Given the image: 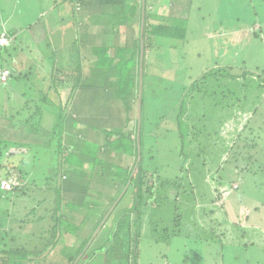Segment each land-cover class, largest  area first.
Instances as JSON below:
<instances>
[{"label": "rangeland", "instance_id": "obj_1", "mask_svg": "<svg viewBox=\"0 0 264 264\" xmlns=\"http://www.w3.org/2000/svg\"><path fill=\"white\" fill-rule=\"evenodd\" d=\"M63 1L64 0H58L59 3ZM162 2H164V0ZM53 3V0H0V28H7L9 31L16 33L17 29L19 30L22 28L24 30L26 27L31 26L28 32H32L38 38V40L33 43L39 47L36 51L33 50V53L37 55V62L32 66L33 68L38 67L39 76L44 75V72H49L47 77L44 76L39 78V85L42 89L40 93L45 96L47 95L45 101L47 105L45 107L42 106V109H44V124L49 132L45 131L43 134H50L57 140H49V138L41 134L42 132L35 134L36 131L32 132L21 129V134L17 133L16 135H11L9 137L11 140H7L6 142L10 149L13 148L15 150V154L13 153L14 155H11L10 150L7 153L4 152L3 156L0 155V161L5 158L7 160L6 164L8 162H14L19 165L23 160L22 163L25 164L21 163L20 166L22 165L21 167L24 169V175L27 174V177L23 180V185L25 183L30 185V182H34L35 184H33L38 186L37 189H42L37 192L29 191V195L36 197L39 196V194H43L46 198L39 206L36 205V214H30V205H27L25 198H21L22 200L19 201L16 200L19 203L15 202L16 205L14 206L11 203L13 200L12 197H8L7 200L2 196L0 197V214L15 218V222L23 218L28 221L30 220L28 222V229H31L34 224L37 225L39 218L46 213L50 205L54 204L55 194L52 189L56 185V182H60V186L64 184V186L60 188V201L63 203L66 202L69 219L78 224L84 218L85 211L87 213L90 209L89 204H86L89 203V199L92 197L101 199L103 197V195L96 192L103 190V192H107V194L109 193L110 195L113 193V185L116 183L114 181H112L113 183L108 181L107 179H110L108 175L112 176L117 183H122L118 177H115V167H118V170H122L125 167L131 166L134 159L133 150L125 147H127L129 141V137H127L128 131L126 130L128 125L131 124L129 115H132L134 118L136 114L137 119V111H135L137 110L135 107L136 88L132 89L130 87V92H128L123 83L126 77L132 80L134 73V77L136 76V55H131L130 61L122 65H117L115 63L117 60L115 56L116 46L113 45L115 42L113 39L115 35L114 32H106L103 38L98 29L101 26L98 24L99 20L93 21L96 14L87 13L84 6H82L80 11L88 14L87 25L89 27V42H86L87 40L85 41V27L82 24V19L87 17L82 13L80 14L81 16L78 15V17H76V24L73 22L65 26L53 23L50 24L48 19L49 14L44 15V13L57 10V6ZM211 7L216 9V3ZM66 8L70 9L69 6H66ZM60 11L62 10L60 9ZM66 11L69 12L70 10ZM92 12H96V10ZM185 14L186 11L184 10L183 15ZM205 16L208 17L205 21H200L199 16L195 15L190 16L188 19V26L192 31L190 35L194 37L197 35L200 37V40H198L201 47L197 48L192 42L185 45L183 47L184 49L182 48L179 51L186 52V57L184 59L178 58L175 55L176 61L172 60L170 54L171 51L175 50L167 49V47L171 48L170 45L172 44V40L170 39L167 40V45L163 42L167 47L150 50L146 49L145 52V77L142 82L143 106L141 108L143 132L141 133L142 136L140 140L143 166L147 168L148 172H152L157 166L159 168L158 174L160 181H165L166 177L171 179L173 177L183 176V174L187 175L180 167L188 166V168H190L189 176L194 180L196 186L193 191L194 194H191L188 190L187 183H185L181 189L160 185L157 189V201L152 199L148 201L149 205L148 208L145 209L146 213L142 214L143 223L135 229L139 232L136 264H214L218 258V255L216 256L213 252L217 249V244L214 243L209 245L206 244L207 241L200 242L198 239L199 237L201 239L205 237L212 239V235H216V239L218 240L219 238H224L222 235L225 236L227 233L224 229L226 222L223 223V220H220L217 223L219 217H223V208L229 215L230 212L233 211H237L236 214H238V211H241L240 208H242L238 205L242 203L243 207L249 208L250 215L255 217V222H259V213L264 211V92L261 95L263 96V101L261 103H259V101L255 102L258 100L257 95L251 96L248 88V93L245 95V89L240 83L235 81H231L230 83L225 82V84L222 85L225 91L228 90L230 85H236V92L235 95L230 93H225L226 95H217L221 100L220 106H223V109H205L204 111H200V109L195 107L192 114L194 121L190 120L189 122L179 124V126L181 125L182 127L204 128L208 126L209 128H214L216 125H220L223 122L222 120L226 112H231L227 109V106L232 104L231 110H234V112L231 113L230 116L228 113L227 116L229 117H227V120L221 125L220 139L218 140L220 144H216L215 140H207L208 138L206 139L205 134H198L197 132L194 140H180L176 130L177 123L175 120H170L174 115L172 109H174L177 101L175 97L178 96L176 91L177 89L179 90V83H181L188 74V69H186L187 65L189 67L191 65L194 66L195 68L192 71L196 73L198 70L197 66L204 67L203 69L214 66L222 67L221 61L223 60L224 63H230L229 65L234 66L233 73H242L239 68L241 64L235 62V54L231 48L233 44L237 43V39H243L240 37L242 34L237 32L242 23L236 21V19H242V17L237 16L233 18L231 15L226 14L216 18V16H211L210 11L209 14H205ZM245 16V19L250 20V23L257 19L251 11H247ZM215 18L216 21L225 20L227 22L226 26L231 27L232 31L229 32V36L221 37L219 42L224 48H219L216 52L217 54L212 58L210 53L213 47L212 49H210V45L206 47L207 39H202V33L210 30L213 19L215 20ZM44 25H47L46 31L53 45L58 46L54 40L55 35L66 36L67 40L63 43L62 47L60 46L61 49H55L47 44L44 31H42ZM101 28L105 29L106 26H101ZM120 29H123V27L120 26L119 30ZM52 31L55 33L51 37ZM28 32H22L24 40H31V35ZM131 32L132 30H126V32L121 34L120 39L122 43L128 38L131 39ZM235 32L237 34H235ZM230 38L231 42H229ZM247 39L244 40L243 43L245 46L241 49L243 54H239L238 56L239 58L244 57L245 59L248 55L247 59H245L246 68H244V72L246 71L248 72L247 74L250 75L249 71L264 68V48L258 46L259 40H254L253 37H248ZM17 42L20 43L18 33L14 35L13 44ZM31 43L32 42H29V44ZM174 44H176V42H174ZM102 45L105 47H100ZM157 46H159V43ZM118 47L119 49H123L124 45ZM136 47L137 46H135V48ZM5 50L0 51V65L14 64L15 62L11 63V58L9 57L4 60L6 55H4L3 52ZM43 50H48V52L45 53L46 60L41 54ZM129 51L130 49L124 51L123 58L128 55ZM122 53L123 50L121 51V55ZM160 53L163 58L160 57ZM197 53L199 54L197 55ZM15 60L14 58V61ZM55 61H58V63H56L55 66H51L52 62ZM178 61L185 63L183 69L179 67L180 65L175 67V62ZM214 61H217V64L214 65ZM235 65L239 66L237 67ZM132 68H134L133 71ZM138 68H140V60ZM57 70L61 71L62 75H60L59 78L63 79L59 87H56L58 83L55 82L59 79L55 78L59 75ZM64 70L69 71L64 73ZM76 73L78 75L81 73L82 79L78 76L79 84L78 81L75 84ZM110 75H115L117 78L118 76L121 77L119 87L117 86L113 89L114 85ZM248 75H246V77ZM239 79L243 78L239 76L238 80ZM13 82V79H9L7 83L0 85V101L6 102V105H3V108L5 107L3 113L8 119L7 126L9 124L11 127L15 122H13V120L10 121V112L19 108L23 100L19 94L12 90ZM53 84L55 85L54 87ZM51 85L53 87L52 89H50ZM84 85H86L85 89H83ZM167 85L168 87L165 88ZM72 86H75L76 91L75 89L72 90V88H74ZM92 89H94L93 97L80 96L81 92L82 94L85 93L84 90ZM112 89L117 91V95H115V92H112ZM238 97L239 101L237 100ZM129 98L130 100H134L131 104L132 110H130L127 105L129 101H127V99ZM81 99H84L82 107L78 106L76 102ZM196 100L195 102L198 104L199 99ZM216 102L217 99L214 96H211L208 100H204V104L207 105V107L216 104ZM117 103H120L122 108L115 106ZM239 105L245 110L243 108L238 110ZM33 110L34 109L31 111ZM58 111H61V113L58 114ZM201 112L203 113V115H201L203 118L196 121V118L200 116ZM55 113V116H58L55 119L57 124L55 126V131L53 130V134H55L53 136L50 125L52 126L53 124V114ZM74 113H77L78 117L74 116ZM19 115L25 116V114ZM126 116H128V119H126ZM67 122L71 130L70 134L65 137V124ZM132 122L134 124V121ZM72 126H74V128ZM10 131L11 134L16 132L14 128H11ZM5 134H7L6 130L3 132V135ZM37 143L41 146L48 143L52 145L47 153L40 154L43 163L45 161V163H49L48 166L45 164L43 166L44 168H39L40 170L35 168V164V166L27 165L30 159L26 158L24 155L21 156L22 151L14 147L20 144L29 147ZM222 143L227 147L224 148L223 145H221ZM181 145L184 151L191 149L189 154L185 153L184 155L186 158H192L193 162H191L192 159L186 161L185 157L180 155ZM44 150H46V148H42V151ZM220 157H222V160H220ZM108 163H114L116 166L110 167ZM52 166H54L55 171H65L64 176L70 175V180L67 177V182L65 183V180L59 179L60 174H57L55 180L47 182L45 175L50 174L49 169L53 171L51 168ZM7 167L8 165L6 166L0 162V179L4 177V173L6 172L4 168L7 169ZM105 167V173L102 174V169H105ZM218 169V175L228 179L226 181L231 180L239 182L240 187L238 190H234L231 189L232 185H228L227 188L230 190V193L226 198H223L224 196L221 194L219 200H216L217 202H223V208H216V210L213 211V215H208L205 219L204 215L207 214L205 211L208 209V203H212V193L208 186L213 185ZM41 172H45V174L39 176L38 173ZM13 173L14 177L18 178L20 184L21 180L18 177L19 173L15 167ZM89 173L92 174L91 178L85 179V176H88L87 174ZM129 182L130 179L127 180L122 192L119 194L117 199L119 200V197H121V200L117 208H115L108 218L106 225L102 226L101 222L92 234L95 235L98 229L101 228L98 231L96 240L99 244L106 246V250L110 253L107 255L108 257H104V254L102 256H97L93 264H127L128 261H130L128 256L122 257L121 254L123 252L121 249H118L115 244L113 245L114 238L112 237L117 227H121L123 232H127L124 222L121 223L120 220H131L133 216V209L131 210L133 196L131 194L134 189L132 186L128 187ZM105 184H110V187H103ZM218 190L214 192L215 195H218ZM224 191L222 190L221 192ZM79 192L83 193L79 195ZM174 192H180L177 201H173L175 196L173 194ZM42 198L43 197H37V201H41ZM98 200L96 202H98ZM115 202L113 204H115ZM75 203L78 204L75 205ZM73 206L78 207L76 210L70 209V207ZM98 206L100 207L101 205ZM252 206L259 207V213H254L251 208ZM52 207L53 206H51V208ZM110 210L111 208L109 211ZM139 210H142L140 206ZM109 211H107L105 217L108 215ZM176 214L180 217L182 216L178 221L177 227L174 226ZM102 221H104V218ZM31 223L33 224L32 226L30 225ZM7 225L9 226V224ZM80 226L81 224L73 227L79 228ZM107 226L112 227V234H108L109 231H106ZM228 226L233 230L234 227L237 228L232 224H228ZM66 228H68L66 224H63L61 227L63 231H65ZM176 231L178 234L177 236L174 234ZM133 234L134 228L131 226V232L128 233V243L130 246L134 242ZM241 234L245 235V239L250 235L247 231ZM108 235H111L112 242L107 244ZM219 235L221 236L219 237ZM73 236L74 235H70V233L63 236L59 247L55 250H50L46 254L42 264H68L65 253L73 250L72 244L75 240ZM92 237L93 236H91V238ZM16 243L19 242L16 240ZM94 244H96V241ZM1 247L2 245L0 244V248ZM89 249L91 250V248ZM223 249H236L238 251L233 257L227 259L225 264H245L246 262H249V264H258L259 256L263 255L264 257V247L259 246V244H251V241H248L245 246L238 245L236 247L232 245L229 249H227V247H223ZM207 251L212 252L210 256L206 254ZM224 252L226 253V251ZM98 253L102 254V251ZM127 253L128 251H124L123 255L125 256ZM81 254L78 255L76 260ZM116 254L121 258L115 260L117 259L114 257ZM87 258H89L88 253L85 254V261L82 264L89 262ZM262 261L264 262V259H262Z\"/></svg>", "mask_w": 264, "mask_h": 264}, {"label": "trees", "instance_id": "obj_2", "mask_svg": "<svg viewBox=\"0 0 264 264\" xmlns=\"http://www.w3.org/2000/svg\"><path fill=\"white\" fill-rule=\"evenodd\" d=\"M224 1L228 3L230 6L232 13L230 15L233 18H236L237 16H241L242 19H236L237 22H241L242 25L241 27H247L249 29H252L250 24L258 21L259 19V3L263 5L261 7L262 11L260 10V14L264 13V0H180L178 1L179 6H184L187 8V15L186 16H175L173 14L170 15L167 11L162 12L161 11V6L162 3L155 1V0H144V25H143V33H142V39H143V48H144V54H143V62H142V68H143V79L145 77V62H144V56L146 49H159L163 47H167L164 45L166 43L167 45V40L170 39L172 40V44L170 45L171 48L167 49H174L175 51H171L170 56L172 57L173 61L175 60V55L178 58L184 59L186 57V52H179L185 45L188 43H193L194 46L196 45L197 48H200L201 46L199 45L200 42V37L196 35V37L191 36V28L188 26V19L190 16L195 15L199 16L200 21H205L208 19L206 15L209 14V11L211 12L213 8L211 7L213 4L216 3L217 7H222L224 4ZM70 2V1H69ZM257 2V3H255ZM71 5L73 7V12L75 14V18L77 15L81 16L80 14L82 13L85 17L83 18V22L87 23L88 22V14L81 12L80 9L82 6L86 8V12L89 14H96L94 17L93 21L95 22L96 20H99L98 24L99 26H106L105 29H103L105 32L112 31L111 28H113L114 31H119L120 26L124 28H128L129 30H132L130 33L131 39L128 38L125 43H121L120 45H116V58L117 60L115 63L117 65H122L126 63L127 61L131 60V55H136V60H137V65L136 66V78L132 77V80H130L128 77L125 78V81L123 83L124 87L128 92H130V87L133 89L134 87L136 88V108H137V103H138V76H139V60H140V47H141V42H140V21H141V10H142V0H71ZM69 3V4H70ZM208 3V4H207ZM161 4V5H160ZM208 6V8H207ZM237 7H241L242 9L240 12H235ZM246 11H245V10ZM96 10L95 13L92 11ZM161 11V12H160ZM251 11L253 15L257 18L256 20L252 21L250 23V20L245 19L246 18V12ZM205 12V14H204ZM224 15V14H222ZM221 14H217L216 18H219L222 16ZM213 19L212 26L210 30H207L202 33V39H207L208 34L212 30L220 29L221 26H226V21L225 20H217L216 21ZM215 21V22H214ZM42 22V21H41ZM100 29V27L98 28ZM229 29L232 30L231 27ZM0 30H6L4 28H0ZM47 30V25H44L43 31H44V36L45 39H47V44L52 46L55 49H61V47L57 48L55 45H53L51 39H49V35ZM6 32H8L6 30ZM207 32V33H206ZM217 34V32H211V34ZM252 35H248V37H253L255 40H259V34H255V30H252ZM106 35V34H105ZM161 39V40H159ZM199 39V40H198ZM248 40V39H247ZM164 42V43H163ZM176 42V44H174ZM159 43V46H157ZM123 49H119L118 46H123ZM8 46V45H7ZM7 46L0 47V51L5 50ZM135 46H137L135 48ZM259 46V45H258ZM100 47H105L104 45ZM207 47V45H206ZM130 49L128 52V55L124 56V51ZM184 49V48H183ZM233 49V48H232ZM123 50V53L121 55V51ZM239 50V51H238ZM234 50V58L235 62H239L240 69H241V74L233 73V67L232 65H229L227 67L222 66H214L210 68H205L204 67H199L197 66L198 70L196 73H194L192 70L195 68L194 66H188L186 69H188V74L186 75L185 79L181 83H179V90L177 89V94L178 96L175 97L177 99L175 103L174 109H172L173 112V117L170 118V120H175L177 123L176 130L178 132V136L180 140H194L196 137V132L198 134H205V137L207 140H215V143H219L218 141L220 138V130H221V125L225 120H227V117L230 116L231 113L234 112V110H231L232 104L230 106H227V109H229L231 112H226L225 117L223 118V122L220 125H216L214 128H209L208 126L204 128H191V127H181L179 126L180 123H186L189 122L190 120L194 121V118L192 116L194 112V108L197 107L200 109V111L206 110H217V109H223V106H220V98L217 96L219 94H225V93H230L232 95H235V88L236 85L234 86H229L228 90H224L222 88V85L225 84V82H231L235 81L237 83H240L244 89L245 92L244 94L246 95L247 88L248 91L250 90L251 96L252 95H257V99L255 102L261 103L262 97L261 96L264 92V68L263 69H256L255 71H249L250 75H248V72H244V68H246V62L243 58H239V54H243V51L238 49ZM48 50H43L41 54L43 55V58L45 59V53H47ZM138 54V55H137ZM199 53H197L198 55ZM216 51H213L210 53L212 58H214ZM242 56V55H241ZM248 56V55H247ZM247 56L245 59H247ZM160 57L161 53H160ZM163 58V57H162ZM219 59V58H215ZM46 60V59H45ZM58 61L52 62L51 66H55ZM174 63V62H173ZM176 65L175 67H182L184 68V64L182 61L175 62ZM217 64V61H214V65ZM116 65V66H117ZM239 66V65H235ZM3 67V66H0ZM225 67V68H224ZM243 69V71H242ZM134 68H132V71ZM131 71V75H132ZM59 73L58 77L59 78L61 74V71L57 70ZM117 73V72H116ZM246 75H248L246 77ZM78 74L76 73V78H75V84L78 81L79 84V78ZM241 76L243 79H239L238 77ZM120 77V76H119ZM117 78V81L113 83H117L118 87L120 86L121 82V77L119 79ZM123 77V76H122ZM136 79V80H134ZM62 78L57 79L58 85L56 87L60 86V82H62ZM66 80V79H65ZM225 80V81H223ZM119 82V83H118ZM249 82V83H248ZM55 85L53 84V87ZM52 85L50 86V89L53 88ZM75 89V86H72ZM168 85L165 87L167 88ZM42 89H40L41 91ZM39 91V97L37 100L34 98V101L32 103H22L20 104L19 108L13 110L10 112V121L13 120L15 122L14 126L17 128L22 127L21 129L26 130V131H36L35 134L41 133L43 136H46V138H49V140H57L56 138L52 137L50 134L44 135L45 131L49 130L45 126V120L43 117L44 114V109H42V106H46L47 103H45L47 99V95H42ZM76 91V89H75ZM74 91V92H75ZM260 91V93H259ZM47 94V93H46ZM226 95V94H225ZM241 95V94H240ZM239 95V96H240ZM211 96H214L217 99L216 104H213L212 106L210 105L207 107V105L204 104V100H208ZM196 99H199L198 104L195 102L197 101ZM239 101V97L237 98ZM201 106H200V104ZM224 103V102H222ZM3 105H6L5 101H0V108L3 110ZM143 106V85H142V95H141V108ZM242 109L243 107L239 105L238 110ZM34 109L33 111H31ZM64 109V108H63ZM244 109V108H243ZM0 110V111H2ZM245 110V109H244ZM243 110V111H244ZM137 111V110H135ZM57 113V110H56ZM53 114V124L52 126L50 125V129L55 131V126L57 124V121L55 119L57 118L56 115ZM61 113V111H58V114ZM136 113V112H135ZM229 113V116H227ZM4 115V113H2ZM19 114H25V116H21ZM142 115V113H141ZM203 113L201 112L200 116L196 118V121H198L200 118H203ZM5 116V115H4ZM78 117V115H74ZM128 116H126V119ZM174 122V123H175ZM193 123V122H192ZM70 126V123H69ZM65 137L70 134L71 128L68 127V122L65 124ZM74 128V126H72ZM21 129L19 131L15 132V135L17 133L21 134ZM194 129V130H193ZM181 130V131H180ZM136 132H137V119H136V114H135V120H134V130H130L127 133V137H129V141L127 143V147L125 148H131L134 153V159H133V164L129 167H125L124 169L118 170V167H115L116 164L114 163H108L110 167H115V177L119 178V180L122 181V183H117L112 176H109L110 179L108 178V181H114L116 184L113 185V193L110 195L107 192H103V190H100L96 193H100V195H103L101 199H97L95 197H92L89 199V211L84 214V218L77 224L72 222L69 219V215L67 214L68 208L67 204L61 202L60 200V188L64 186H60V182H56V185L52 189V191L55 194V199H54V204L50 205L49 209H47L46 213L39 218V222L36 224H30L32 227L31 229H28V220L25 218L15 222V218L10 217L9 215L4 216L3 214H0V244L2 247L0 248V264H42V261L45 260L46 254L51 250H55L59 247L61 238L63 236H66V234L70 233L73 234L75 240L74 243L72 244L73 250L68 251L65 253V258L68 261V264H82L85 261V254L88 253L89 262L86 264H93V261L96 260V257L99 255H103L104 257H108L107 255L110 254L106 250V246H103L99 244L96 240V236L98 235V231L101 229L99 228L96 234L93 236V232L97 229V227L100 225L101 222H103V218H105L104 222L102 223V226L106 225V222L108 218L111 216L112 212L117 208L118 203L121 200V197H119V200L117 199L119 194L122 192L123 187L125 186V183L127 182L128 179H130L128 187H131L134 189L132 191V205H131V210L133 209V216H132V221L131 220H120L121 223L124 222L125 228L127 232H123L121 227H117V230L115 233L112 235L114 238L113 240V245L115 244L118 249H121L123 252L121 255L122 257H129V260L127 264H136L137 262V245H138V230H135L138 228V226H141L143 223V218L142 214L146 213L145 209L148 208V201L149 200H154L157 201V189L160 187V185H163L165 187H172V188H178L181 189L185 183H187L188 190L191 194H194L193 191L195 189L196 183L194 180H192L189 176L190 173V168L187 167H180L183 172L187 173V175L183 174V176H177L169 179L166 177L165 181H160L159 179V168L156 166L152 172H148L147 168L143 166L142 162V155L140 160H137V138H136ZM142 122L140 125V140L142 136ZM264 133V130H263ZM134 135L133 138H131V135ZM1 135V134H0ZM55 134H53L54 136ZM11 135H8V137H3L0 136V155H4V152H9L11 150V155L14 153V149H10L9 146L7 145L8 143L7 140H11L9 138ZM70 138V136H69ZM5 140V141H4ZM38 140V137H37ZM197 140V139H195ZM52 142V141H50ZM49 142V143H50ZM45 144V145H30L29 147L23 146V145H15L14 147L18 150H21V156H25L26 158L30 159L29 166H35V168L39 169L42 168L45 164L48 166L49 163H43L42 161V156L40 155L41 153H47L49 148L52 146L51 144ZM223 147L225 148L226 146L224 143H222ZM25 147V148H24ZM181 153L180 155L185 157V153L189 154L191 149L183 150V146L181 145ZM29 148V149H28ZM42 148H46V150L42 151ZM134 148V149H133ZM20 153V152H19ZM15 154V153H14ZM13 154V155H14ZM192 158H186V161H190ZM6 159H2L0 162L2 164H5L6 166L8 165L6 172L4 173L5 178H12L14 177V167L17 169L19 173V178L21 180L20 186H13L10 190L5 191L0 188V197L2 196L5 200L8 199V197H12L13 200L11 203L15 206L17 202L16 200H22L21 198H25V201H27V205H30V214H36L37 211V206L40 205L44 201L45 196L43 194H39V196H33L29 195L30 192H37L42 189H37L38 186L34 185V182H30V185L28 183L23 185V180L27 177V174L24 175V169L20 166V164L23 162H20V164H15L14 162L10 163L8 162L6 164ZM54 161V160H52ZM193 162V159L192 161ZM65 163V162H64ZM25 164V163H22ZM35 164V165H34ZM67 164V163H66ZM69 165V164H68ZM44 168V167H43ZM47 168V167H45ZM49 169L50 174L45 175L46 181L49 182L50 180H55L57 178V174H60L59 179L65 180V183L67 182V177L69 176H64V172H59L55 171L54 166ZM186 168V169H185ZM135 169V170H134ZM179 169V170H180ZM3 170V171H4ZM40 170V169H39ZM38 170V171H39ZM105 169H102V174L105 173ZM134 170V171H133ZM67 172V171H66ZM69 173V172H68ZM87 173V172H86ZM45 174V172L38 173L39 176ZM90 174V173H89ZM87 174L88 176H85V179H90L92 174ZM148 174V178H147ZM104 176V175H103ZM194 176V173H193ZM90 177V178H89ZM70 180V178H69ZM120 181V182H121ZM46 182V183H47ZM34 183V184H33ZM113 183V182H112ZM23 185V186H22ZM219 185H222V182H219ZM103 187L108 188L110 187V184H105ZM107 191V190H106ZM216 191V190H215ZM86 192V191H85ZM84 192V195H85ZM109 192V191H108ZM83 192H79L78 194L80 195ZM105 193V194H104ZM95 194V193H92ZM174 199L173 201H177L180 195L179 193H173ZM218 195L216 197L214 196L211 201L212 203L215 202L216 200H219V197L221 196V193L218 192ZM29 195V196H28ZM83 195V196H84ZM24 196V197H23ZM37 197H43L41 201H37ZM98 200V202H96ZM116 201V202H115ZM115 202V204H113ZM19 203V202H17ZM34 203V204H33ZM79 203V202H78ZM78 203H75L77 205ZM33 204V205H31ZM203 204V203H201ZM98 205H101L100 207ZM51 206H53L51 208ZM142 208V210H139ZM76 207H70V209H75ZM80 208V207H79ZM111 210L109 211V209ZM109 211L108 215L105 217V214ZM66 212V213H65ZM3 215V216H2ZM27 215V214H26ZM25 215V216H26ZM182 217V216H181ZM181 217L176 214V219H175V225L178 226V221L181 219ZM43 219V221H42ZM9 224V226L7 225ZM66 224L68 228L63 231L61 229L62 225ZM75 224V225H74ZM81 224L79 228H75L73 226H78ZM73 225V226H71ZM101 226V227H102ZM131 226L134 228V242L130 246L129 245V237L128 233L131 232ZM58 227V228H57ZM112 227H106V231H109L108 234L111 233ZM133 233V231H132ZM175 236H177V231L174 233ZM91 236H93L91 238ZM221 235H219L220 237ZM123 237V238H122ZM108 238V243L112 242L111 235L107 236ZM16 240L19 243H16ZM200 242H206V244H217V249L213 251L216 253V256L218 253H222L225 255H229L230 250H224L223 247H227L229 249L232 245L228 244L224 238L221 239L219 238L216 239V235H212V239L209 237H205L204 239H201L199 237L198 239ZM21 241V242H20ZM96 241V244L94 242ZM91 248V250L89 249ZM89 249V250H88ZM102 254H99L98 252H101ZM124 251L128 253L124 254ZM226 251V253L224 252ZM82 253V254H81ZM81 254V256L76 260L78 255ZM115 260H118L117 254L114 255ZM76 260V261H75ZM126 260V258H125Z\"/></svg>", "mask_w": 264, "mask_h": 264}, {"label": "crops", "instance_id": "obj_3", "mask_svg": "<svg viewBox=\"0 0 264 264\" xmlns=\"http://www.w3.org/2000/svg\"><path fill=\"white\" fill-rule=\"evenodd\" d=\"M69 1L71 2V0H64L63 2L59 3L58 0H56V1L53 0V2H54L53 4L57 6V10H51V11H47L46 13H44V15L49 14L48 19H49L50 24L51 23L57 24V25L60 24L61 26H65L66 24L71 23V22L76 24L75 14L72 11L73 7ZM155 1L162 3L163 0H155ZM178 1H180V0H164L165 4H162L161 11L162 12L167 11L168 13H170V15L171 14H173L175 16L179 15L181 17L187 15V13L185 15H183L184 10L187 12V8H185L184 6H179ZM66 6H69L70 9L66 8ZM261 7H263V5H261V3L259 2V19H258V21L250 24L249 27H251L252 29L239 26V29L237 30V32L239 34L240 33L242 34V36H240V37L243 39H240V40L237 39V43L233 44L231 46V48H233L234 50H238V49L241 50L245 46L243 43L244 40H246L248 38V35L253 34L252 30H255V32H256L255 34H259V47L264 48V41H263V39H264V36H263L264 35V13L260 14V10L262 11ZM240 8L241 7H237L235 12H240L242 10ZM60 9L62 11H60ZM66 10H70V11L67 12ZM93 13H95V12H93ZM230 13H232V10H231L230 6L228 5V3H226L224 1V4L222 5V7L216 6V9L213 8V10L211 11V16L212 15L216 16L217 14H221V15L222 14H224V15L229 14L230 15ZM76 17H78V15ZM82 24L85 27V34H86L85 41L87 40L86 42H89V38H88L89 27H88L87 23L83 22V20H82ZM30 29H31V26L26 27L24 30L22 28H20L19 30L17 29L16 33L19 34L20 43L17 42L15 44H13L14 35L16 33L11 32L6 28V30L8 31V33L11 37V43L9 44L10 46H8L6 48V50L3 52V54L6 55L4 60L7 57H9V58H11V63L12 62H15V63L12 65H7V64L6 65H0V66L7 67L10 69L11 73H10L8 80L9 79L14 80V82L12 83V90H14L17 94H19L22 97L23 100L21 101L20 104H22V103H29L30 104L34 101V98L37 100V98L39 97V91L41 89V87L39 85V78L44 77V76L47 77L49 75V72L48 73L44 72V75L39 76L38 67L33 68V66H32L33 64H35L37 62V55H36V53L35 54L33 53V50L36 51L39 47L34 44L38 40V38L32 32H28ZM111 29L115 34L113 36V39L115 41V42L113 41L114 42L113 45L114 46L120 45L122 43V40L120 39L121 34H123V32H126V30L128 31L129 29H124V27H123L124 31H123V29H120L119 31H116V32L113 30V28H111ZM95 30H96V27H95ZM23 31L30 33L31 40L30 39L24 40V36L22 34ZM42 31H43V29H42ZM99 31H100L102 37L104 38L106 32L101 28V26H100ZM231 31L232 30L229 29L228 26H221L220 29L218 28L216 30L210 31L208 34L207 40H206L207 41L206 45L207 46L210 45V49H212V47H213V51H216V52L219 48L223 49L224 47L219 41L221 40V37L229 36V32H231ZM211 32H217V34L215 33L212 35ZM54 33L55 32L52 31L51 37L54 35ZM235 34H237V33L235 32ZM231 35H233V34H231ZM54 40L58 44V46H56L58 48V47L62 46L64 42H66L67 38L64 35H61V36L55 35ZM241 40H243V41H241ZM126 41H124V43ZM29 42H32V43L29 44ZM229 42H231V38L229 39ZM14 58L16 59L15 61H14ZM229 64L230 63H224L223 60L221 61V66L227 67V66H229ZM45 69H47V68H45ZM66 71H69V70H66ZM66 71L64 70V73H66ZM110 76H111L113 82H114V80L117 81V77L115 75H110ZM79 78L82 79L81 73L79 75ZM8 80H7V82H8ZM134 80H136V79H134ZM3 84H5V83L0 82V85H3ZM113 85H114L113 89L118 86L117 83H113ZM85 87H86V85L83 86V89H85ZM113 89H112V92H115V95H117V91H115ZM84 91H85L84 94H82V92H81V94H80L81 97H87V96L93 97L94 89L84 90ZM83 101H84V99H81V100L76 101V102H77L78 106L82 107ZM127 101H128V104H127L128 108L130 110H132L131 104L134 100L133 99L130 100V98H129V99H127ZM115 106L122 108L120 103L115 104ZM135 107H136V105H135ZM3 112H4V110L0 111V121H1L0 122V129H1L0 134L1 135L0 136L8 137V135H15V133L11 134V131H10L11 128H14L18 132L19 129H21L22 127L17 128L14 125L11 127L9 124L7 126L8 119H7V117H5L2 114ZM76 114L77 113H74V115H76ZM129 116H130L129 121L131 124H129L128 127L126 128L127 131L134 130V124L132 121H134L135 117L133 118L132 115H129ZM5 130H6L7 134L3 135V132ZM133 137H134V135L132 134L131 138H133ZM220 160H222V157H220ZM218 172H219V169L217 171V175H215L216 179H215L213 185H210L208 187L212 193V198L214 196L216 197L214 192H215V190H218V189H219L218 191L220 193L222 190L223 191L225 190L224 192H226V193L224 194V192H222V195L224 196L223 198H226V196L230 193V190H228L227 186L232 185L231 189L238 190L240 187V183L237 181H231V180L226 181L228 179H225L224 176L218 175ZM219 182H222V185H219ZM234 185H237V187L234 188L233 187ZM238 206L242 207V208H240L241 211H238L239 212L238 214H236L237 211H233V212H230V215H229L228 212L223 208V202L222 201H219V202L215 201V202L210 203V204L208 203V206H207L208 209L205 211L207 214H205L204 217L206 219V217L208 215H211V214L213 215V211H215L216 208H223V217H219L217 223L220 220H223V223L226 222L224 229L227 233L225 236L224 235H222V236L224 237V240L228 244L236 246V247L238 245L239 246H245L248 241H251V244H259V246L264 247V211H261L259 213V207H257V206L251 207L253 209L254 213H256V214L259 213V222H255L254 221L255 217L250 215L249 208L243 207L242 203H240ZM228 224H232V225L236 226L237 228L234 227V230H233L230 226H228ZM245 231L250 233V235L247 236L246 239L244 238L245 235L241 234V233H245ZM237 252L238 251L236 249L230 250L229 251L230 256L222 254V253L221 254L218 253V258L214 264H225L226 260L230 259V257H233ZM211 253L212 252H210V251L206 252V254L209 256L211 255ZM215 255H216V253H215ZM262 259H264V257H263V255H260L258 264H264ZM245 264H249V262H246Z\"/></svg>", "mask_w": 264, "mask_h": 264}, {"label": "water", "instance_id": "obj_4", "mask_svg": "<svg viewBox=\"0 0 264 264\" xmlns=\"http://www.w3.org/2000/svg\"><path fill=\"white\" fill-rule=\"evenodd\" d=\"M143 25H144V0H142L141 21H140V42H141V47H140V68H139L138 103H137V134H136L137 149H138L137 160H140V158H141V151H140L141 150V148H140V125H141V95H142V82H143L142 62H143V54H144L143 39H142ZM104 220H105V218H104Z\"/></svg>", "mask_w": 264, "mask_h": 264}, {"label": "built area", "instance_id": "obj_5", "mask_svg": "<svg viewBox=\"0 0 264 264\" xmlns=\"http://www.w3.org/2000/svg\"><path fill=\"white\" fill-rule=\"evenodd\" d=\"M9 36L6 31L0 32V46L7 45L9 43ZM9 71L4 69L0 72L1 80H5L8 76ZM21 184V183H20ZM19 180L17 177L12 178H2L0 179V188L1 189H11L13 186H19Z\"/></svg>", "mask_w": 264, "mask_h": 264}, {"label": "clouds", "instance_id": "obj_6", "mask_svg": "<svg viewBox=\"0 0 264 264\" xmlns=\"http://www.w3.org/2000/svg\"><path fill=\"white\" fill-rule=\"evenodd\" d=\"M2 31H6V30H0V32H2ZM7 34H8V36H9V43L11 42V37H10V35H9V33L7 32ZM9 43L7 44V45H9ZM7 45H4V46H7ZM0 47H3V46H0ZM4 69H6V70H8L9 71V73H8V76H7V78L5 79V80H1V78H0V82L1 83H6L7 82V80H8V78H9V76H10V73H11V71H10V69L9 68H7V67H0V72L2 71V70H4ZM3 178H5V177H3ZM2 179V178H1ZM20 186V185H19ZM234 188L235 187H237V185H234L233 186ZM2 190H5V189H2ZM8 190H10V189H7V190H5V191H8ZM226 193V192H225ZM221 194H222V192H221Z\"/></svg>", "mask_w": 264, "mask_h": 264}]
</instances>
